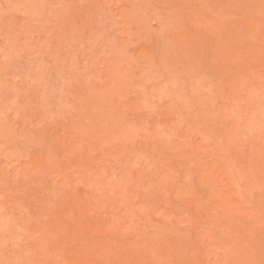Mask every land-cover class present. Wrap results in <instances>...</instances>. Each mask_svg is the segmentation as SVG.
Listing matches in <instances>:
<instances>
[{
    "label": "rangeland",
    "instance_id": "rangeland-1",
    "mask_svg": "<svg viewBox=\"0 0 264 264\" xmlns=\"http://www.w3.org/2000/svg\"><path fill=\"white\" fill-rule=\"evenodd\" d=\"M0 264H264V0H0Z\"/></svg>",
    "mask_w": 264,
    "mask_h": 264
}]
</instances>
